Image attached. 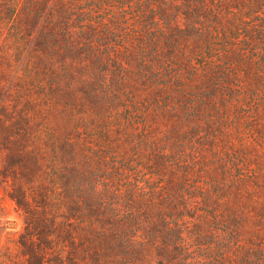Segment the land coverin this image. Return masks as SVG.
Instances as JSON below:
<instances>
[{"label":"trees","instance_id":"1","mask_svg":"<svg viewBox=\"0 0 264 264\" xmlns=\"http://www.w3.org/2000/svg\"><path fill=\"white\" fill-rule=\"evenodd\" d=\"M0 86V264H264V0H0Z\"/></svg>","mask_w":264,"mask_h":264},{"label":"rangeland","instance_id":"2","mask_svg":"<svg viewBox=\"0 0 264 264\" xmlns=\"http://www.w3.org/2000/svg\"><path fill=\"white\" fill-rule=\"evenodd\" d=\"M33 35H35V31ZM14 66V70H16L18 65L16 64ZM195 177V182H201L202 180L205 182L208 181L206 177L204 179L198 176ZM24 227L23 213L7 194L6 184L0 176V252L5 250L16 254L18 251L16 241Z\"/></svg>","mask_w":264,"mask_h":264}]
</instances>
